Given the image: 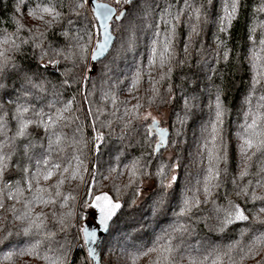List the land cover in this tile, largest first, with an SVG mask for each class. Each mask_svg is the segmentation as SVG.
<instances>
[{
	"label": "trees",
	"instance_id": "obj_1",
	"mask_svg": "<svg viewBox=\"0 0 264 264\" xmlns=\"http://www.w3.org/2000/svg\"><path fill=\"white\" fill-rule=\"evenodd\" d=\"M91 1L83 8L73 9L78 0H0V50L10 47V44L3 43L5 37L20 45L18 50L8 53L18 68L9 69L0 75V118L6 124V128L0 133V143L7 141V148L16 145L14 151L9 153L7 170L0 179L5 205L4 209H0V264H50L48 260L37 256L16 254L20 247L37 241L40 242L38 252L42 257H49L52 261L59 258L63 264H149L154 260L157 253H150L139 259L135 257L152 247L157 237L175 222L185 187L194 189L196 181L202 179V165L198 155L202 150L201 133L213 116L210 105L215 103L217 90L226 108L223 123V152L226 160L220 165L226 171L222 176V187L214 191L208 203L201 205L197 219L190 222L192 234L186 235L185 240L194 247L223 248L251 244L256 235L264 233V225L251 221L259 208L264 207V200L253 201L243 195L238 196V188L232 181L237 179V184L241 187L251 181L249 193L254 189L256 195L264 196V187L256 186L257 180L264 177V173L256 175L258 169L264 167V157H254L250 162V174L243 180L238 179L244 168V161L238 153L241 143L238 133L245 123V114L249 108L256 111L259 105L264 104V100H261L264 97V45L261 44L264 41V11L259 10L264 6V0H241L237 18L223 33L219 31V21L223 15L224 0H212V3L207 0H190L194 7L203 6L201 10L205 16L200 25V33H191V13L181 15L174 41L175 59L163 69L151 64L154 41H163L168 31L164 23L167 10L175 12L183 8V0H136L132 4L97 0L112 5L117 13L126 12L127 15L116 18L111 23L112 45L96 61L91 60V54L95 45L102 41V36L91 10ZM53 3L56 4V10L62 13V19L53 21L50 26L44 22L51 20L47 14L44 15V20L29 14L30 9ZM19 25L23 27L20 28ZM87 30L94 34L91 43L85 38L88 58L81 63L94 67V71L85 80L78 69H73L75 57L73 60H65L58 53L62 50L67 55L69 50L77 51L73 38L83 35ZM157 32L160 33L159 37L155 35ZM217 37L224 42L223 46ZM25 40L28 43H22ZM185 45L188 46L187 52L184 51ZM224 51L228 53L227 60L223 56ZM253 64L260 69V76H257ZM45 65L48 67L45 68ZM169 66L172 67L171 73L157 85L159 95L149 105L147 100L152 95V85L145 76L138 87L133 88L136 73L150 72L152 78L158 80ZM70 70L72 75H65ZM25 74L32 77L34 84L43 85V90L27 85L28 92L19 100V103L29 108V112L24 114L25 119L38 123L35 114L39 113L46 121L48 115H55L58 109L72 101V111L65 113L72 119L62 128L65 139L52 146L51 159L59 160L61 169L47 181L41 178L39 185L33 181V191L24 192L25 197H31L37 186L46 188L48 192L43 195L47 198L50 194L55 201L47 206L34 205V213H44L46 216L45 228L38 235L30 236L22 233V228L26 225L16 220L8 210L13 204L17 209L22 208V203L8 199V189L13 194L18 184L26 189L25 181L29 179V175L22 169L27 167L31 173H36L37 167H40L37 162L49 151V137L43 127H37L33 123L29 125L28 137L11 139L18 127L15 105L17 96L26 86ZM73 78L76 82L71 87L62 84L63 80L71 81ZM254 78L260 81L255 86ZM133 97L141 98L140 102L144 105L140 109L141 113H151L153 116L167 114L156 124V128L153 117H149L139 121L144 126L142 132L121 138L122 124L117 119L123 112L120 102L131 107L137 103ZM111 98L115 99V104ZM184 101L189 102L190 108L185 106ZM117 108L119 111L113 116L112 113ZM89 109L93 113L101 109L102 113L98 118L87 115ZM181 120L183 124L180 123ZM93 121L97 125L96 129L92 127ZM102 121H111L112 126L99 128ZM78 127L80 131L77 132ZM149 128L154 131L148 132ZM161 129L166 130L165 141L170 147H161L157 153L154 149L159 146ZM97 130L102 131L105 137L98 150L97 142L93 139ZM177 131L181 133L180 136L176 135ZM29 140L34 144L29 149L31 159L23 150ZM77 140L81 142L77 143ZM173 140L177 141L175 145H172ZM73 156L83 159L81 173L75 178L72 176L75 161L71 166L66 164ZM177 157L182 165L179 169V187L174 186L163 206L155 210V202L160 198L157 169L162 165H172ZM134 161L142 169L146 166L145 170L150 175L130 177ZM64 166H68V172H63ZM84 168L89 169V172H84ZM112 169L115 171H110ZM165 171L167 179H170L172 173L167 168ZM91 173L96 174L97 182L89 194ZM102 176H108L109 179L103 180ZM61 178L63 184L60 185V195L57 196V189L53 186ZM146 188L148 192L144 195ZM102 193L119 201L122 207L107 222L108 227L101 230L97 253L93 257L82 241L81 228L89 224L93 213L98 219V209L90 205L94 203V197ZM64 197L68 199L65 200ZM200 199H204L202 194ZM213 200L216 206H226L229 200L240 204L246 209L250 221L230 225L223 231L218 230L219 225L212 212ZM62 217L64 225L59 223ZM201 217L207 219H200ZM261 218H264V214H261ZM243 229H247V232L242 235ZM48 233L54 235L47 236ZM10 254L12 258L5 259ZM262 258L264 252L254 259H247L245 264H257V260Z\"/></svg>",
	"mask_w": 264,
	"mask_h": 264
},
{
	"label": "snow or ice",
	"instance_id": "obj_2",
	"mask_svg": "<svg viewBox=\"0 0 264 264\" xmlns=\"http://www.w3.org/2000/svg\"><path fill=\"white\" fill-rule=\"evenodd\" d=\"M208 3H212V0H207ZM241 0H224L223 4V15L219 21V31L225 32L228 26L231 25L234 19L237 18L239 6ZM89 0H78V2L74 3L73 9L83 8L85 4H88ZM117 4H132L134 0H116ZM184 7L177 9L175 12L170 9L167 10V19L164 20L165 26L168 29L164 35L163 41L157 39L154 41V47L152 49L153 59L151 64L153 66H157L161 69L165 67V65H170L171 62L175 59V48L174 41L177 38L176 28L180 24V17L184 15L186 12L191 13L189 16V27L191 33L194 35H199L200 33V25L204 22V12L201 10V7H194L190 0H183ZM99 9H102L100 12V16L104 19V31H103V42L97 43L94 47V51L91 54V60L96 61L105 54V50L109 45V42L112 40V35L109 32L107 21L111 18V14L113 9L107 7L105 5H99ZM260 11H264V6L259 9ZM39 13V15H38ZM29 14L36 19L44 20V15L47 14L51 17V20L44 21L46 24L51 25L53 21H59L62 19V13L56 10V4H50L44 7H38L37 9H30ZM79 14V13H77ZM127 15L126 12H119L116 14V18L120 19ZM194 21V22H193ZM20 28L23 25H19ZM94 27V26H93ZM98 32V30H97ZM93 32L91 30L85 31L83 35H79L74 37L75 40V48L77 51L73 52L71 50L68 51L67 55H64L61 50L58 54L63 55L65 60H73L75 57V62L73 64V69H78V72L82 74L83 79H88L89 75L92 71H94V67H89L86 63H81L86 60L87 57V43H85V38H87V42H92ZM42 35V34H41ZM67 35V33H64ZM157 37L160 36V33H155ZM191 36L189 37V43H191ZM221 46L224 45L222 40H219ZM3 43L10 44V47L4 50H0V75L4 74L9 69H17L18 66L15 65L10 59L8 53L10 51L18 50L20 45L16 43L15 40L5 37ZM22 43H28V41H22ZM261 44L264 45V41H261ZM184 51H188V46L185 45ZM224 58L227 60L228 53L227 51L223 52ZM59 63L58 61L56 62ZM51 64V61L49 62ZM48 66L45 65V68ZM253 68L257 71V76L261 75V71L255 64H253ZM172 67L169 66L167 72H162L159 79H153L151 73L143 74L141 72L136 73L135 81L132 84L133 88H137L140 82L147 76V82L152 85L150 91L152 93L151 96L148 97L147 103L150 105L155 102L156 97L159 95V89L157 85L165 80L169 73H171ZM65 75H72L71 70ZM25 87L23 92L17 96V103L15 105V118L18 120V127L15 133V136L11 138L15 140L16 137H28L30 135L28 128L30 124L36 123L37 127H43L45 134L49 137V151L37 162L40 167H37V171L35 174L31 173V171L25 167L22 171L28 173L29 179L25 181L26 189L20 187L19 184L16 186L15 194L11 192V189H8V199L15 200L17 203H22V208L17 209L15 204L9 207V211L14 214L16 220H19L23 225H26L22 228V233L26 236L30 235H38L45 228V219L46 216L44 213H34V205L43 204L47 206L48 204L55 203L52 199L51 195L46 198L43 193L48 192V189L41 188L37 186L35 191L31 197H25V190L32 192L33 191V181L39 185V181L42 178L47 181L51 179L56 171L60 170L62 164L59 160L51 159L52 155V146L58 145L62 143L65 139V134L62 132V128L66 126L67 122H70L72 117L66 116L65 113L72 111V101H69L62 109H58L55 115H48L47 120L45 121L44 117L39 113H36L38 123L32 119H25L24 114L29 112V108L19 103V100L22 98L24 94L28 92L27 85H31L32 87H40L43 90V85H36L33 83V79L31 76L25 74L24 76ZM75 79L73 78L71 81L65 79L62 81L63 85L71 87L72 83H75ZM259 79L253 80V86L259 84ZM113 104H115V99L111 98ZM133 99L137 100V103L133 104L131 107H127L125 102L121 101L120 104L123 106L122 114L117 117V119L122 124V137L125 138L132 134H138L143 131L144 126L139 121L147 120L151 113H141L140 109L144 106L139 97H133ZM261 100H264V97H261ZM185 106L190 108L189 102L184 101ZM2 107V106H0ZM210 108L213 110V116L208 121V124L204 126L201 133V151L198 152L200 157L199 163L202 165L201 175L202 179H198L196 181V185L194 189L192 187H185V191L183 197L178 205V210L176 211V220L170 226V228L165 229L156 239L155 244L137 254L135 259H139L143 256H148L150 253H157L156 258L151 260L149 264H245L247 259H254L256 256H259L261 252H264V233H260L256 235L252 240L251 244L248 245H229L227 247H194L191 244H187L185 237L186 235L192 234L191 221L197 219V213L201 209L202 204L208 203V201L213 197L214 191L218 190L222 187L223 179L222 176L225 174V169L221 168V163L226 160V157L223 152V123L224 116L226 112V108L224 107L219 90H217V94L215 96L214 105H210ZM264 104L258 106L256 111H252L249 108L248 112L245 114V123L241 125V131L238 133V138L241 143L238 147V153L242 157L244 161V168L240 171L238 179L243 180L244 177L248 176L249 168L251 167V161L254 157H264ZM119 111V108L116 109L112 113L113 116H116V112ZM102 113L101 109H97L96 113H93L91 109L88 110L87 115H94L98 118L99 114ZM133 121H137L138 123H133ZM153 124H157L158 122L155 118H152ZM64 122V123H62ZM183 124V120L180 121ZM112 122H101L99 128L111 127ZM92 127L94 129L97 128L95 121H93ZM4 128H6V124L3 122L2 118H0V133L3 132ZM60 129V130H58ZM76 131H80L79 127ZM152 128L148 129V132H153ZM166 130H160V140L159 146L154 149V152L159 153L161 147H170L165 141V133ZM147 135V133H145ZM177 136H180L181 133L177 131ZM104 133L102 131L97 130L93 139L97 142V150L99 145L104 141ZM75 140V137H74ZM80 143L81 141H76ZM7 141L4 143H0V179L3 178L5 171L7 170V160L10 158L9 153L14 151L16 145L13 144L12 148H7ZM177 143L176 140L172 141V145ZM34 147V144L29 140L27 144L24 145V154L31 159L29 156V149ZM254 150V151H253ZM59 155V153H57ZM75 161V169L72 173L73 178L81 173V166L83 165V159L80 156H73L66 161L68 166H71L72 162ZM206 162V163H205ZM68 166L63 167V172H68ZM182 165L179 162V157L176 158V162L172 165H162L157 169V176L160 177L159 180V199L155 202V210H158L163 206L165 199L168 195L171 194L170 190L175 187H179V169ZM168 169L172 175L170 179H167V172L165 169ZM146 169V166H145ZM145 169H142L138 166V162L134 161L130 170V177L134 178L138 175H150L147 173ZM84 172H89V169L84 168ZM110 171H115L112 169ZM264 173V167L258 169L256 175H260ZM62 175V174H61ZM81 180H83V176H80ZM101 179L107 180L108 176H102ZM167 180V183H165ZM97 176L95 173H91V180L88 183L89 194H91L92 188L96 186ZM232 183L237 186L238 191L237 195H243L246 198H251L253 201L255 200H264V196H258L255 193V190L249 193V185H251V181L248 182L247 185L239 186L237 184V179H233ZM63 184V178H61L55 187L57 189L56 195L59 196L60 192L58 191L60 185ZM257 187H264V177L260 180H257ZM5 187H8L5 184ZM119 191V188H117ZM200 194L203 195L204 199H200ZM4 191L0 189V209H4V201H3ZM139 195V192H137ZM23 198V199H21ZM65 200L68 197H64ZM91 207L99 209V225L103 228L108 227V221L117 213V211L122 207L119 201H114L112 197H110L107 193H102L100 195H96L94 197V203L90 205ZM212 212L215 215V219L219 225L220 231H223L230 225H235L237 223H245L250 221V216L247 214L246 209L241 207L240 204L234 203L229 200L226 206H216L215 201L213 200V209ZM261 214H264V207L259 208L258 213L251 217V221L260 225H264V218H261ZM70 215V213H69ZM200 219H207L206 217H201ZM96 214L93 213L91 216V220L89 221V227L83 229L86 233L89 240H94L96 231L95 228H91V225L95 224ZM61 225H64L65 220L62 217L59 220ZM91 228V230H90ZM2 231V230H0ZM247 232V229L242 230V235ZM53 233H48L47 236H52ZM39 241L36 243H29L27 246L20 247L19 251L16 253L17 255H29V256H37L48 260L50 264H63V261L59 258L55 261H52L49 257H42L38 252ZM93 255L95 254V250H92ZM11 254L5 259H11ZM257 264H264V258L261 260H257Z\"/></svg>",
	"mask_w": 264,
	"mask_h": 264
},
{
	"label": "rangeland",
	"instance_id": "obj_3",
	"mask_svg": "<svg viewBox=\"0 0 264 264\" xmlns=\"http://www.w3.org/2000/svg\"><path fill=\"white\" fill-rule=\"evenodd\" d=\"M166 114L167 113H163L162 115H157V116L156 115H154V116L151 115L150 117H154L157 122H160V121H162L163 118L166 117ZM147 192H148V189L146 188L144 195ZM97 217H98L97 222L95 224L91 225V228H95V231H96V235H95V239L94 240H89L88 237H87V235H86V233L83 231V229L89 227V224H87L85 226H82V228H81V238H82V241L85 243V245H86V247H87V249L89 251V254L91 256H93V257L96 255L97 246H98L99 238H100V235H101V230L103 229V227H101L99 225V223H98V221H99V209H98V212H97ZM85 220L87 221V218ZM91 228H90V230H91ZM80 243H81V241H80ZM93 249L95 250V254L94 255L92 253V250Z\"/></svg>",
	"mask_w": 264,
	"mask_h": 264
},
{
	"label": "water",
	"instance_id": "obj_4",
	"mask_svg": "<svg viewBox=\"0 0 264 264\" xmlns=\"http://www.w3.org/2000/svg\"><path fill=\"white\" fill-rule=\"evenodd\" d=\"M134 1H136V0H134ZM99 5H105V6L113 9V12L111 14V18L107 21L110 33H111V23L116 19L117 9L115 7H113L112 5L107 4V3L98 2L97 0L91 1V10H92V13L94 14V17L97 19L98 25L100 27L101 36H102V41L100 43H102L103 42V31H104L105 21L100 16V12L102 11V9H99V7H98ZM112 42H113V37H112V40L109 42V45L105 50V53L108 51L109 47L112 45ZM154 128H156V124L154 125Z\"/></svg>",
	"mask_w": 264,
	"mask_h": 264
},
{
	"label": "built area",
	"instance_id": "obj_5",
	"mask_svg": "<svg viewBox=\"0 0 264 264\" xmlns=\"http://www.w3.org/2000/svg\"><path fill=\"white\" fill-rule=\"evenodd\" d=\"M82 246H83V242L81 241V243H80Z\"/></svg>",
	"mask_w": 264,
	"mask_h": 264
}]
</instances>
